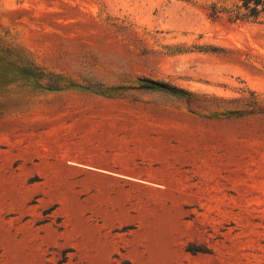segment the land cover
I'll list each match as a JSON object with an SVG mask.
<instances>
[{
	"label": "rangeland",
	"instance_id": "rangeland-1",
	"mask_svg": "<svg viewBox=\"0 0 264 264\" xmlns=\"http://www.w3.org/2000/svg\"><path fill=\"white\" fill-rule=\"evenodd\" d=\"M232 7L0 0V264H264V17Z\"/></svg>",
	"mask_w": 264,
	"mask_h": 264
},
{
	"label": "trees",
	"instance_id": "trees-1",
	"mask_svg": "<svg viewBox=\"0 0 264 264\" xmlns=\"http://www.w3.org/2000/svg\"><path fill=\"white\" fill-rule=\"evenodd\" d=\"M214 11L219 12L217 9ZM228 12L230 19L257 20L264 17V0H233L232 10Z\"/></svg>",
	"mask_w": 264,
	"mask_h": 264
}]
</instances>
